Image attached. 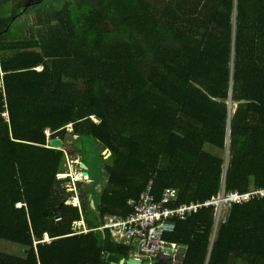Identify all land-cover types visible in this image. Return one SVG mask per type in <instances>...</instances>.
Masks as SVG:
<instances>
[{"label":"trees","instance_id":"trees-1","mask_svg":"<svg viewBox=\"0 0 264 264\" xmlns=\"http://www.w3.org/2000/svg\"><path fill=\"white\" fill-rule=\"evenodd\" d=\"M46 1L0 0V264L128 262L99 228L151 182L178 206L264 190V0ZM229 143V165L206 151ZM68 155L90 169L89 233ZM223 212L175 220L154 264H264V198Z\"/></svg>","mask_w":264,"mask_h":264},{"label":"built area","instance_id":"built-area-1","mask_svg":"<svg viewBox=\"0 0 264 264\" xmlns=\"http://www.w3.org/2000/svg\"><path fill=\"white\" fill-rule=\"evenodd\" d=\"M5 118L9 120L8 116ZM63 177L60 176V178ZM222 193V197L218 200L222 204L223 211L224 207L230 208L234 204L248 203L256 197L264 198V190L246 195L239 192L226 194L224 191ZM217 198L206 205L193 203L178 206L179 195L176 190H165L161 199L158 200L153 194V182H151L139 200L128 202L133 211L132 214L127 217L111 216L107 218L101 229L109 232L117 242L132 246L135 252L134 260L142 264H154L156 259L167 255L164 237L167 233L175 231V220L186 221L200 209L215 206L217 222L220 221L221 216H217L220 209ZM58 221H62V218ZM47 242L51 240L47 238Z\"/></svg>","mask_w":264,"mask_h":264},{"label":"rangeland","instance_id":"rangeland-1","mask_svg":"<svg viewBox=\"0 0 264 264\" xmlns=\"http://www.w3.org/2000/svg\"><path fill=\"white\" fill-rule=\"evenodd\" d=\"M70 0H47L45 5L46 4H50L51 7V11H54L55 9H59L61 8L64 4H66L67 2H69ZM47 2H52V3H47ZM33 15V13H32ZM18 26H24L25 29H28L31 27V24H29V22L27 21V18L26 17H20L19 20H17L15 23H14V29L12 32H14L15 30H17ZM19 31V30H18ZM237 110V107L235 105V110L234 112ZM94 122H97L96 119H94ZM71 131H73V127H71ZM74 132V131H73ZM75 143H78L79 145L80 144H83V141H77V139H72ZM75 146H78L77 144H75ZM65 148V146H64ZM206 151L209 153V154H212L216 157H224L225 160H226V164H228V160L230 161V156H229V152H221L215 148H212V147H207L206 148ZM104 157H105V160H108V158L110 157V152L106 151V152H103L102 154ZM67 164L65 165V172L68 174V175H72L73 178H72V181H69L67 182L63 189H66L67 190V193L68 194H72L73 190L75 189H80L79 185H78V182L81 181V182H84L85 185L82 189L86 190L88 189L90 186H91V183L90 181H83L84 180V172H83V167H82V164H83V161H82V156L81 155H76V156H69L68 155V158H67ZM71 176V177H72ZM104 176L106 177L107 174H102L100 175V180L103 181V178ZM86 180V179H85ZM225 191V187L223 188V190L221 191V194L218 196V199H220L222 197V192ZM71 201V200H70ZM72 204H74L72 201H71ZM217 204H220L219 206V215L217 216H221L223 215V210H222V204L220 203V200H218V203ZM226 208V207H224ZM220 223V222H219ZM215 235V234H214ZM19 255H20V252H19Z\"/></svg>","mask_w":264,"mask_h":264},{"label":"crops","instance_id":"crops-1","mask_svg":"<svg viewBox=\"0 0 264 264\" xmlns=\"http://www.w3.org/2000/svg\"><path fill=\"white\" fill-rule=\"evenodd\" d=\"M48 143H50V145L52 146V141L51 142H48ZM60 150H62V149H60ZM111 156V155H110ZM68 162V161H67ZM67 162H66V164H67ZM65 164V165H66ZM84 164V163H83ZM83 164H82V167H83ZM86 165V164H85ZM83 172H84V180L83 181H89V180H85L86 179V177H85V174H86V171L84 170V168H83ZM89 174H90V169H89ZM61 176H64L63 178H60L59 177V179L60 180H63V179H69V178H73V176L72 175H68L66 172H64ZM72 176V177H71ZM91 176V175H90ZM107 177V176H106ZM106 177H104V178H106ZM79 182H81V181H79ZM78 182V183H79ZM149 187V186H148ZM99 188H100V191H101V186H99ZM148 189V188H147ZM147 191V190H146ZM145 191V192H146ZM144 192V193H145ZM72 193H75V195H73L72 196V198H70L69 199V204L70 205H73V206H75V207H77V208H80V210H81V212H82V214H83V221L81 222L82 223V226H84V228H85V230H86V233H89V228H88V225H87V223H86V221H85V217H84V210H83V204H82V199H81V197H80V192H79V189L77 188V189H75V190H73V192ZM143 193V194H144ZM142 194V195H143ZM153 194H154V184H153ZM155 195V194H154ZM156 196V195H155ZM162 197V196H161ZM161 197H160V199H161ZM91 205H92V201H94L95 202V199L93 198V196L91 195ZM74 203V201H75V203L74 204H72L71 203V201ZM76 201H78L77 203H76ZM129 206V205H128ZM92 207L93 208H96V202H95V206H93L92 205ZM111 216H114V215H110V216H108V217H106L105 218V220H104V222H103V224H101V227L99 228V230L100 231H102V232H105V231H103L101 228L105 225V223H106V221H107V218H109V217H111ZM119 217H122V216H119ZM81 223H78L77 225H79V224H81ZM106 233V232H105ZM47 238L48 239H50V237H46V241H47ZM51 240V239H50ZM119 243V242H118ZM135 253V252H134ZM132 259H134V256L130 259V260H132ZM126 261V260H125ZM127 262V261H126Z\"/></svg>","mask_w":264,"mask_h":264},{"label":"water","instance_id":"water-1","mask_svg":"<svg viewBox=\"0 0 264 264\" xmlns=\"http://www.w3.org/2000/svg\"><path fill=\"white\" fill-rule=\"evenodd\" d=\"M230 137H231V130H230ZM230 143H229V150H228L229 156L231 155V152H230ZM64 146H65V142L62 141V140L52 141V147L54 149H59L60 150V149H63ZM228 165H229V160H228ZM83 168L86 171V174H85L86 180H90L91 176L89 174V167L87 165L83 164ZM92 205L95 206V202L94 201H92ZM121 264H142V262L136 261V260L132 259V260H129L128 262H126L125 260H123L121 262Z\"/></svg>","mask_w":264,"mask_h":264},{"label":"clouds","instance_id":"clouds-1","mask_svg":"<svg viewBox=\"0 0 264 264\" xmlns=\"http://www.w3.org/2000/svg\"><path fill=\"white\" fill-rule=\"evenodd\" d=\"M70 179V178H69ZM226 193V192H225ZM222 216V215H221ZM220 219H221V217H220ZM216 222H217V219H216ZM220 222V221H219ZM219 222H217V224L219 225ZM216 233H217V230H216V232H215V236H216Z\"/></svg>","mask_w":264,"mask_h":264}]
</instances>
